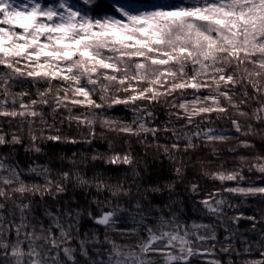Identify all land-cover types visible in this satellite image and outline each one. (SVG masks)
<instances>
[{"label":"snow or ice","instance_id":"6c2138e0","mask_svg":"<svg viewBox=\"0 0 264 264\" xmlns=\"http://www.w3.org/2000/svg\"><path fill=\"white\" fill-rule=\"evenodd\" d=\"M82 4L0 0V264H264V209L235 211L264 200V0ZM107 133L126 148L94 147ZM225 150L235 163L213 168ZM150 153L174 179L145 183ZM178 184L208 222L185 218Z\"/></svg>","mask_w":264,"mask_h":264},{"label":"trees","instance_id":"16d2710c","mask_svg":"<svg viewBox=\"0 0 264 264\" xmlns=\"http://www.w3.org/2000/svg\"><path fill=\"white\" fill-rule=\"evenodd\" d=\"M44 0H41V3H43ZM49 3L50 0H48ZM74 4H76L79 7H83L82 1L81 0H73ZM114 2H119V3H128L132 6L139 5L141 4L143 6V8L146 6V8H150L152 5L154 4H158L160 2H165V0H98V3L102 5V7L100 9L97 10V14L99 15H103L105 13L111 14L113 9L111 7V4ZM168 3H179L180 0H168ZM77 111H81L80 109H77ZM109 115L118 117V118H123L125 120H131V113L126 111L123 107H117L112 109L109 112ZM163 115H161V119H163ZM63 131L66 135H71V136H78L79 135V130L76 129L75 125H73V127L71 129H69L66 125L63 128ZM84 134H87V130L84 129ZM97 131L99 132V128L97 126ZM113 134V133H112ZM109 135V133L106 134L105 139H99L97 138L94 141V147H96L99 151H103V152H107L109 150L108 148V144H109V140H113V147L117 150V151H121L122 149L126 148V145H124L123 141L120 138H117L114 135ZM161 141H163V137L165 134L161 133ZM257 144H260L261 142L259 141V139H257ZM60 148L64 149V154L67 156H71L72 152L75 150H80V151H87L88 149V145L86 144H79V145H61L58 146ZM218 147L225 149L226 146L225 145H218ZM133 148L135 150L136 153H138L140 156L144 155V150L140 145L137 144H133ZM203 151L206 153L207 149H203ZM238 154H245L247 155V150L245 149H239L238 150ZM154 153H150L146 159H147V163L150 167V171H151V181H145V183H154V182H159L161 184H163L165 181H169L174 179L175 177L173 176V173L170 170V165L169 162L167 161V159H165L163 157V155L161 154V158L160 160H157L154 158ZM19 158L21 159V161H23L24 163H28L29 161L27 160V157L25 156V154L23 153V150L21 149L20 153H19ZM210 159L214 160V163L212 165L213 168H215L220 162H225V167H231L235 161L232 159V154L228 153L226 150L223 151L222 155L220 156L219 159L213 158V157H209ZM161 160L163 161V164H161ZM110 174V173H109ZM121 174H123V172H121ZM245 175L250 177L249 180H246L244 182L245 185H247L248 183H251L253 181H255L256 183H260V181L257 179V177L259 176L258 173H248L245 172ZM187 176L189 179H193L195 178L193 176V172L191 169H189ZM200 183L208 190H211L213 187H218V182H214L211 180H208L207 178L204 177H199ZM75 194L77 197H80V192L77 191L75 193L72 192V190L70 189L68 195L71 196ZM151 195V194H149ZM203 195V193H202ZM227 195V194H225ZM174 198H183L184 204L186 206V212H185V218L188 219H195V220H203L204 222H208L209 218L208 217H202L199 213L194 212L192 210V198L189 196L188 192L185 189V186L183 184H178L175 193L173 194ZM46 200L49 201V203L51 202V198L50 197H46ZM84 199H87V197H82L81 198V202H83ZM167 199V193L164 194L163 197H153V200L156 203H162L163 200ZM232 202L233 203H237L239 204L241 202L242 199L241 197H232ZM61 203H63V201H61ZM264 209V200H261L260 198H252L249 197L246 199V202L244 204H241V207L239 209H235V211L237 212H243L245 213V215H256L257 218L259 219L260 215H261V210ZM230 214H231V210ZM251 221H241L240 222V227L242 232L244 233V235L246 237H248L250 240L255 241L258 239V236L256 235V233H253L251 231H247V229H250L251 227ZM122 226H127V225H122ZM258 228L260 227V225L257 226ZM103 232V229H101V233ZM225 233L223 231V229H218V236L221 240H223ZM116 239L118 240V242L124 243L126 241H120L119 237H116ZM236 247L241 249L243 248V245L237 241L236 242ZM220 259H222L223 261H227V256L225 254L222 253H218ZM253 256L259 258V253L258 252H253ZM234 259H237L236 257H233Z\"/></svg>","mask_w":264,"mask_h":264},{"label":"rangeland","instance_id":"374dc122","mask_svg":"<svg viewBox=\"0 0 264 264\" xmlns=\"http://www.w3.org/2000/svg\"><path fill=\"white\" fill-rule=\"evenodd\" d=\"M82 1V0H81ZM168 1V0H167ZM26 2V0H16V3L17 4H20V3H25ZM50 2L51 3H55L56 2V0H50ZM71 2L72 3H74L73 2V0H71ZM160 3H164V2H160ZM77 6V5H76ZM77 7H79V6H77ZM136 7L137 8H140V9H145L146 8V6L143 8V6L141 5V4H139V5H136ZM112 133H109V135H111ZM112 135H114L115 136V134H112ZM123 150V149H122ZM207 152V151H206Z\"/></svg>","mask_w":264,"mask_h":264}]
</instances>
